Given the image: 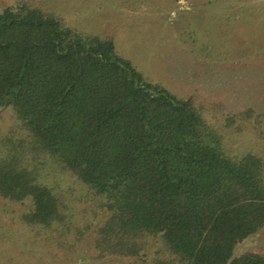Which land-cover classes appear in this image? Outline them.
<instances>
[{"label":"trees","instance_id":"16d2710c","mask_svg":"<svg viewBox=\"0 0 264 264\" xmlns=\"http://www.w3.org/2000/svg\"><path fill=\"white\" fill-rule=\"evenodd\" d=\"M0 109L14 118L0 131V198L28 204L18 218L35 242L72 249L105 212L98 260L156 244L145 264H264L238 252L264 228V155L232 154L192 98L147 80L113 37L30 0L3 6ZM58 173L80 182L82 205Z\"/></svg>","mask_w":264,"mask_h":264},{"label":"rangeland","instance_id":"374dc122","mask_svg":"<svg viewBox=\"0 0 264 264\" xmlns=\"http://www.w3.org/2000/svg\"><path fill=\"white\" fill-rule=\"evenodd\" d=\"M13 1L0 0V8ZM30 1L78 29L113 37L118 52L147 80L192 98L223 130L232 154L264 155V0ZM249 108L253 117L240 116ZM13 120L11 110L0 109V131ZM57 178L75 205H82L80 182L69 174ZM27 206L0 198V264H145L158 248L152 244L137 258H94L95 230L104 212L77 246L50 249L47 240L35 242L19 220ZM248 249L264 252V228L238 246V252Z\"/></svg>","mask_w":264,"mask_h":264}]
</instances>
